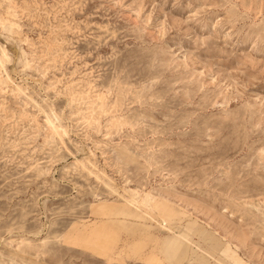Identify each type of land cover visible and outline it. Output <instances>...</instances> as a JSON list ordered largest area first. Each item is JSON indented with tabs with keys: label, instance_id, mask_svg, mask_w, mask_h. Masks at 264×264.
<instances>
[{
	"label": "rangeland",
	"instance_id": "374dc122",
	"mask_svg": "<svg viewBox=\"0 0 264 264\" xmlns=\"http://www.w3.org/2000/svg\"><path fill=\"white\" fill-rule=\"evenodd\" d=\"M0 264H264V0H0Z\"/></svg>",
	"mask_w": 264,
	"mask_h": 264
}]
</instances>
